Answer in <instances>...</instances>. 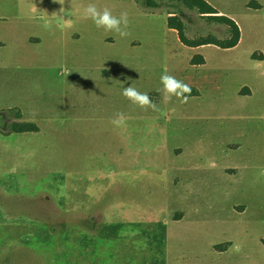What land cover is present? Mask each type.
I'll list each match as a JSON object with an SVG mask.
<instances>
[{
  "label": "rangeland",
  "instance_id": "rangeland-1",
  "mask_svg": "<svg viewBox=\"0 0 264 264\" xmlns=\"http://www.w3.org/2000/svg\"><path fill=\"white\" fill-rule=\"evenodd\" d=\"M206 1L237 47L185 46L171 13L190 40L229 28L170 0H0V264H264V0Z\"/></svg>",
  "mask_w": 264,
  "mask_h": 264
},
{
  "label": "trees",
  "instance_id": "trees-1",
  "mask_svg": "<svg viewBox=\"0 0 264 264\" xmlns=\"http://www.w3.org/2000/svg\"><path fill=\"white\" fill-rule=\"evenodd\" d=\"M177 5H183L189 10L197 11L200 16L205 18L209 23H215L224 25L229 28L230 37L227 40L220 41L213 37L201 38L198 40H190L185 35V24L180 20L175 13H171L167 20V26L169 29L177 32L180 41L187 47L196 48L208 45L217 46L223 50L233 49L238 46L241 39V31L237 23L224 15H221L212 5L206 0H170ZM150 6L157 8V4L153 1H149ZM249 7H255V9H261V6L257 2H251ZM204 64V58L201 55H197L192 60V65ZM38 131L37 126L33 123H13L11 125L10 133H36ZM9 135V134H7Z\"/></svg>",
  "mask_w": 264,
  "mask_h": 264
},
{
  "label": "clouds",
  "instance_id": "clouds-1",
  "mask_svg": "<svg viewBox=\"0 0 264 264\" xmlns=\"http://www.w3.org/2000/svg\"><path fill=\"white\" fill-rule=\"evenodd\" d=\"M60 4H63V0H60ZM84 15L85 18L91 19L98 28L102 27L106 31H114L121 37H125L129 34L127 31L129 25L127 12H122L120 16L117 17L113 15L108 8H104L103 11H100L95 4L90 3L84 9ZM160 79L166 100L170 99L171 96H176L177 98H182V103L187 102L188 97L185 94L191 93V88L187 84L167 73L163 74ZM122 95L145 110L148 108L154 111L158 110L157 105L152 102L146 92L142 93L132 85L125 87ZM125 119L126 118L121 113L118 114V117L114 119L112 123L119 126Z\"/></svg>",
  "mask_w": 264,
  "mask_h": 264
},
{
  "label": "crops",
  "instance_id": "crops-1",
  "mask_svg": "<svg viewBox=\"0 0 264 264\" xmlns=\"http://www.w3.org/2000/svg\"><path fill=\"white\" fill-rule=\"evenodd\" d=\"M261 6V5H260ZM262 7V6H261ZM220 13V12H219ZM169 30H171V29H169ZM172 31V30H171ZM130 45L132 46V43H130Z\"/></svg>",
  "mask_w": 264,
  "mask_h": 264
}]
</instances>
